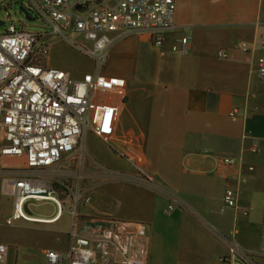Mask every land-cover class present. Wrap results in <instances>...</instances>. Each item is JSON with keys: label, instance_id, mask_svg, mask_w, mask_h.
Returning <instances> with one entry per match:
<instances>
[{"label": "crops", "instance_id": "0c3cea01", "mask_svg": "<svg viewBox=\"0 0 264 264\" xmlns=\"http://www.w3.org/2000/svg\"><path fill=\"white\" fill-rule=\"evenodd\" d=\"M186 36L190 42L183 52ZM109 37L101 75L114 80L117 89L97 93L91 113L102 133L88 129L79 156L67 155L44 173L70 210L72 202L62 186L74 188L75 172L82 171L81 186L92 200L78 207L77 231L95 240L98 224L92 219L144 224L148 264H231L222 261L229 256L230 242L263 253V236L258 246L251 226L264 215V82L257 74L258 60L264 57V0H177L175 29L165 34L160 47L149 31ZM222 50L228 59L220 58ZM87 74H96L95 67ZM235 109L241 112L238 118L231 117ZM5 144L0 132V157L16 168L7 173L27 171L26 158L1 154ZM254 145L258 153L252 152ZM225 158L236 164L225 165ZM146 176L159 190L133 182ZM228 190L239 192L241 203L251 209L249 217L225 206ZM165 193L186 208L176 205L168 214L173 202ZM3 195L9 204L5 219ZM44 204L55 212L31 213V207ZM13 212L14 177L0 176V243L8 247L6 264H48L47 251L64 254L70 249L73 216L57 204L30 201L27 206L33 218L58 217L49 225L9 226ZM65 218L71 220L66 237L43 243L37 232L52 233L46 227ZM261 259L255 256L258 264Z\"/></svg>", "mask_w": 264, "mask_h": 264}, {"label": "built area", "instance_id": "2783aa9c", "mask_svg": "<svg viewBox=\"0 0 264 264\" xmlns=\"http://www.w3.org/2000/svg\"><path fill=\"white\" fill-rule=\"evenodd\" d=\"M29 1L37 18L52 34L64 38L93 61L96 74H86L75 80L64 71L47 68L49 49L40 45L42 34L26 32L12 25L0 36V132L6 143L1 154L24 157L29 167L24 172L0 170V176L14 177V212L7 224L12 226L22 220L52 223L58 217L52 221L33 218L27 213V206L30 201L53 202L62 212L70 213L74 223L70 249L65 254L47 251L48 264H148L149 248L144 241L146 225L92 219L98 224L99 236L95 240L81 236L77 231L78 207L92 200L89 191L81 186L82 171L75 172L77 183L74 188L62 186L73 203L70 210H66L65 199L55 182L49 181L44 173L60 164L67 155L78 157L88 129L93 128L99 135L102 133L100 126H94L91 113L95 109L97 93L117 89L114 80L101 75L111 43L109 35L121 33L127 36L149 31L153 44L160 47L165 34L175 29L177 0H113L111 4L103 3L104 0H41L40 7L35 0ZM79 6L81 11L77 10ZM79 37L90 46L79 42ZM189 42V36L181 40L183 52L187 51ZM243 48L246 49V45ZM219 56L222 59L229 57L223 50ZM258 79L264 82V58L259 59ZM240 113L236 109L231 117ZM252 152H259L257 145L252 147ZM81 154L83 156V152ZM119 155L126 158L123 153L119 152ZM129 161L136 166V162ZM224 164L231 167L236 160L225 158ZM133 182L159 190L150 176L133 179ZM165 194L173 202L168 214L174 212L176 205L186 208L176 197ZM224 203L244 217L251 213L235 190L226 192ZM213 232L222 238L219 232ZM7 255L8 247L0 243V264H6ZM255 256L261 254L250 253L230 242L229 256L222 261L258 264Z\"/></svg>", "mask_w": 264, "mask_h": 264}, {"label": "rangeland", "instance_id": "374dc122", "mask_svg": "<svg viewBox=\"0 0 264 264\" xmlns=\"http://www.w3.org/2000/svg\"><path fill=\"white\" fill-rule=\"evenodd\" d=\"M21 3H23L26 8H29L28 0H0V21L5 23L4 26L0 27V36L12 25H14L17 29H23L26 32L42 34L43 38L41 40L40 45H45L49 49V56L47 57V60H46V62L48 63L47 65L48 68L64 71L70 74L71 78L75 80H79L82 77H84L87 73L93 72L94 63L90 58L86 56L85 53L81 52L76 46L72 45L64 38L52 34V31L46 25L43 24L41 19L37 18L36 14L34 13L31 14V18L33 19V21L28 20L26 16L20 11ZM129 35H132V34H129ZM71 36L72 35H70V37ZM78 41L81 43H84L88 47L90 46V44L85 42L82 37H79ZM244 50H248L246 52H249L250 49L246 45V49ZM260 58H264V57H260ZM258 69H259V60H258ZM257 74H258V71H257ZM248 116H249V112L246 111L243 117L245 118ZM238 117L240 116L238 115L235 116V118H238ZM82 143H83V140H82ZM231 159H234V158H231ZM0 168H2L5 171H8V170L12 171L16 169L14 168V165L12 163H6L5 161H3L1 157H0ZM8 209H9L8 199L6 196L3 195L2 202H1V217L3 216L4 218L2 219H5L9 216ZM30 209L32 210L31 213L36 216H40L44 214H51L55 212V209L51 205H45V204L43 206H33ZM12 216L8 220H10ZM70 221H71L70 219L65 218L61 223H59L56 226L46 227V229L48 228L51 230L53 229L54 232L47 234L46 231H43L42 233L37 232V234L40 237H42L41 239L43 243L47 239L50 240V239H54L55 237L65 238L66 233H68V231L71 228ZM22 222L33 223V222H27V221L22 220V221L15 222L12 226L17 227ZM73 223H74V218H73ZM39 224L49 225L50 223H39ZM251 227H252V234H253L252 239L254 242H257L258 246H260L259 242L262 239V236L264 240V215L257 216V218L253 220ZM20 232L22 234H29L28 232H25V231L24 232L20 231ZM44 249L45 248H42V250ZM263 253H260L262 259L259 264H264V256L262 255Z\"/></svg>", "mask_w": 264, "mask_h": 264}, {"label": "water", "instance_id": "95a60500", "mask_svg": "<svg viewBox=\"0 0 264 264\" xmlns=\"http://www.w3.org/2000/svg\"><path fill=\"white\" fill-rule=\"evenodd\" d=\"M77 10L80 11L81 10V6H79L77 8ZM20 11L26 16V18L28 20L33 21V19L31 18V13L27 9H25V8L22 7V8H20ZM4 25H5V23L0 21V27H2Z\"/></svg>", "mask_w": 264, "mask_h": 264}, {"label": "trees", "instance_id": "16d2710c", "mask_svg": "<svg viewBox=\"0 0 264 264\" xmlns=\"http://www.w3.org/2000/svg\"><path fill=\"white\" fill-rule=\"evenodd\" d=\"M36 1V3L38 4V6L40 7V4H41V0H35ZM28 2H29V8H26L25 7V5L23 4V3H21V7L20 8H25V9H27L31 14H35V9L31 6V4H30V1L28 0Z\"/></svg>", "mask_w": 264, "mask_h": 264}]
</instances>
